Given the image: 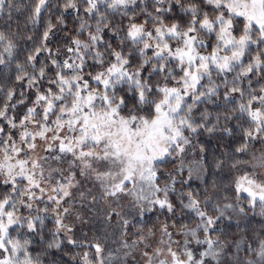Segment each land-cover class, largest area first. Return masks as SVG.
<instances>
[{"label": "snow or ice", "instance_id": "snow-or-ice-1", "mask_svg": "<svg viewBox=\"0 0 264 264\" xmlns=\"http://www.w3.org/2000/svg\"><path fill=\"white\" fill-rule=\"evenodd\" d=\"M249 213L264 0H0V264H264Z\"/></svg>", "mask_w": 264, "mask_h": 264}, {"label": "trees", "instance_id": "trees-1", "mask_svg": "<svg viewBox=\"0 0 264 264\" xmlns=\"http://www.w3.org/2000/svg\"><path fill=\"white\" fill-rule=\"evenodd\" d=\"M16 2L17 3H28V0H16ZM23 19L24 18L21 17V21L22 22H23ZM257 147H259V145H257ZM208 179L210 181L211 177H209ZM193 186L194 187L199 186V182H194ZM249 218H250L249 219V225H248L249 231L246 234L250 236L253 230H255L257 232L260 230L261 224L264 223V220H262L259 216H252L251 213H249ZM243 228H244V225L241 224L240 229L242 230ZM230 231L232 233H236L238 231L237 228L235 227V222L234 221H233V224H232V227H231ZM229 238L231 239L232 237H229ZM48 258L49 259L55 258V255L50 256Z\"/></svg>", "mask_w": 264, "mask_h": 264}]
</instances>
